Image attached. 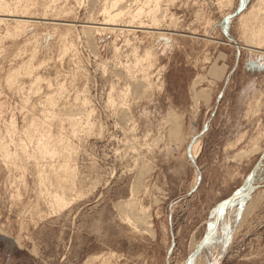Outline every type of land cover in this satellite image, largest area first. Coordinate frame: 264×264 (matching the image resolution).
Listing matches in <instances>:
<instances>
[{"label":"rangeland","instance_id":"374dc122","mask_svg":"<svg viewBox=\"0 0 264 264\" xmlns=\"http://www.w3.org/2000/svg\"><path fill=\"white\" fill-rule=\"evenodd\" d=\"M263 1L160 0V37L145 27L85 32L108 0H0L30 16L26 26L0 22V143L31 150L24 129L46 121L63 130L77 172L56 214L33 160L16 151L8 164L0 149V264H264V42L251 47L243 21L264 13ZM145 11L116 22L150 23ZM150 47L155 58L137 62ZM137 80L149 86L143 96L131 91ZM132 207L148 216L136 223Z\"/></svg>","mask_w":264,"mask_h":264},{"label":"bare ground","instance_id":"6f19581e","mask_svg":"<svg viewBox=\"0 0 264 264\" xmlns=\"http://www.w3.org/2000/svg\"><path fill=\"white\" fill-rule=\"evenodd\" d=\"M94 1V0H93ZM127 0H108V3H110V7H107L106 5V7L104 6V7H102L103 9H102V12H101V14L100 15H102V21H97V22H87V23H89V25L88 26H86V27H84V31L85 32H88L90 35H92L91 34V32H96V31H100V32H103L104 34H106V33H113V34H118V33H122V32H129V31H131V30H129L128 28L129 27H134V28H143V27H145V28H147V30L150 32V33H153V34H157L156 36H160V37H165V34H166V32H163V31H161L160 29H159V25H158V20H159V17H158V14H157V12H158V10H159V4H160V0H145L144 2L143 1H141V2H143V4L145 3V5H143L142 3H140V0L139 1H137V0H132V1H134L135 3V8L134 7H132L133 9H128V8H130V7H128L127 9H126V7L127 6H130V4H128V1L126 2ZM132 1H130L129 3H131ZM231 1L232 0H222V2H225V3H229V4H231ZM127 3V4H126ZM263 3V5L261 4V6H263L264 7V1L262 2ZM7 4V3H6ZM106 4V3H105ZM3 5V4H2ZM1 6V5H0ZM4 6V5H3ZM3 6H2V9L0 10V22H2V21H4V20H10L9 18H12L13 19V21L16 23V24H19L20 26H26V25H28L29 24V22H30V20H29V17L27 18L24 14H21V15H19V14H12L11 12L10 13H8V9L6 8V9H4L3 8ZM8 6V5H7ZM109 6V5H108ZM144 8H145V10H144ZM257 10H259V8L257 9ZM144 11L146 12V14H148V17H149V21H150V23H145V22H142L141 20L139 21V22H137V23H135L136 25H133V24H130V23H127V24H120V25H118L119 23L118 22H116L117 21V19L118 18H120L122 15H124L125 16V14L127 15V17H128V15H129V17H131L132 19L133 18H138L139 17V15L140 14H142V13H144ZM251 12V14H252V12L253 11H250ZM256 12V11H255ZM249 13V12H248ZM254 13V12H253ZM263 14V15H262ZM143 16H144V14H143ZM251 17H249L250 19H253L252 20V22H254L253 23V26H251V27H248L247 26V23H249V21H248V19L247 20H245L246 19V17H243V21H244V25H245V39H247V41L249 42V44H250V46L251 47H254V48H257V49H259V48H261V44H262V42H264V13L263 12H256V13H254V14H252V15H250ZM32 18V17H31ZM123 18V17H122ZM241 18V17H240ZM131 19V20H132ZM242 19V18H241ZM240 19V20H241ZM130 20V21H131ZM134 20V19H133ZM133 20H132V22H133ZM135 20H137V19H135ZM139 20V19H138ZM239 20V21H240ZM34 21V20H33ZM88 21V20H87ZM93 21V20H92ZM129 21V20H128ZM242 22V21H241ZM86 23V24H87ZM118 23V24H117ZM126 23V22H125ZM134 23V22H133ZM251 23V22H250ZM72 25V24H71ZM241 25V24H240ZM244 25H243V27H244ZM242 28V27H241ZM19 30V29H18ZM144 30V29H143ZM146 30V29H145ZM23 31H24V29H23ZM97 33V32H96ZM103 33H102V35H103ZM89 34H87V35H89ZM99 34V33H98ZM120 35V34H119ZM94 36V35H93ZM93 36H88V37H90V39H92V37ZM118 36V35H117ZM121 36V35H120ZM14 37V36H13ZM170 37V36H169ZM119 40V39H118ZM92 41H93V39H92ZM168 41V40H167ZM71 42V41H70ZM46 43V42H45ZM116 43V42H115ZM126 43V42H125ZM92 45V44H91ZM95 45V44H94ZM113 45V44H112ZM151 45V44H150ZM42 46V45H41ZM114 46V48H115V44L113 45ZM63 47V46H62ZM117 49V48H116ZM115 49V50H116ZM36 50H37V47H36ZM252 50V49H251ZM114 51V50H113ZM112 51V52H113ZM118 51V50H117ZM117 51H115V52H117ZM37 52V51H36ZM95 53V52H94ZM119 53V52H118ZM137 53V52H136ZM65 54V53H64ZM116 54V53H115ZM76 55V54H75ZM134 55H137V54H135V52H134ZM32 57H34V55L32 56ZM65 57V56H64ZM120 58V57H119ZM153 58H155V52H154V50H152L151 49V47L150 48H148V49H145V51L143 52V55L142 56H137L135 59H136V61L137 62H139V61H142V60H152ZM60 59V58H59ZM73 59V58H72ZM111 59V58H110ZM113 59V58H112ZM34 60V59H33ZM29 61H31V60H29ZM133 61H135V60H133ZM28 62V61H27ZM102 62V61H101ZM26 63V62H25ZM136 63V62H135ZM139 63H141V62H139ZM137 64V63H136ZM44 65V64H43ZM108 65V64H107ZM140 65V64H139ZM128 66V65H127ZM134 66V65H133ZM124 67V66H123ZM20 68H21V66H20ZM33 68V67H32ZM31 68V69H32ZM128 68V67H127ZM127 68H125V69H127ZM132 68V67H131ZM135 68H136V66H135ZM30 64L29 65H25V67H24V70H26V71H29L30 72ZM35 69V68H34ZM34 69H33V71H34ZM116 69H117V67H116ZM128 70V69H127ZM16 71V70H15ZM19 71V70H18ZM17 71V72H18ZM75 71V70H74ZM83 71V70H82ZM125 71V70H124ZM130 71V70H129ZM129 71H128V73H126L127 75H128V77H131V76H129ZM13 72H14V70H13ZM19 73V72H18ZM31 73V72H30ZM122 73V72H121ZM17 74V73H16ZM32 74V73H31ZM14 75V74H13ZM28 75H29V73H28ZM121 75V74H120ZM123 75H125V74H123ZM131 75V74H130ZM8 76H10V77H8V79H6V80H8V83H12V81H13V76H12V74L10 75H8ZM16 76V75H15ZM14 76V77H15ZM17 76H19V75H17ZM27 76V75H26ZM118 76V75H117ZM135 76V75H134ZM23 77H25V76H23ZM125 77V76H124ZM29 78V77H28ZM127 78V77H126ZM125 78V79H126ZM37 79H39V78H37ZM34 80V79H33ZM132 80V79H131ZM135 80V79H134ZM134 80H132L133 82H134ZM46 81V80H45ZM45 81H43V82H45ZM62 81V80H61ZM197 80L195 79V82H194V84H196L197 82H196ZM13 82H15V81H13ZM37 82H39V80H37ZM63 82V81H62ZM31 83V82H30ZM40 83H41V79H40ZM72 83V82H71ZM5 84V83H4ZM14 84V83H13ZM12 84V85H13ZM34 84H35V81H34ZM34 84H32L31 83V85L32 86H34ZM37 84V83H36ZM23 85V84H22ZM38 85H40V84H38ZM48 85V84H47ZM50 85V84H49ZM127 85V84H126ZM133 85V86H132ZM132 88H131V91H132V89H133V91H135V92H137L139 95H141V96H143L144 94H145V92H146V90H147V88L149 87V86H147V84L143 81V80H137L134 84L132 83ZM8 86V85H7ZM11 86V85H10ZM60 86V85H59ZM130 86V85H129ZM129 86H128V89L126 90L125 89V91H126V94H127V92H129L130 91V89H129ZM194 86V85H193ZM58 87V86H57ZM151 87V86H150ZM21 88V87H20ZM48 88V87H47ZM50 88V87H49ZM65 88V87H64ZM64 88H63V90H64ZM32 89V88H31ZM67 89V88H66ZM18 90H19V88H18ZM37 90V89H36ZM35 90V91H36ZM17 91V90H16ZM30 91V90H29ZM58 91V90H57ZM57 91H56V93H57ZM112 91V90H111ZM20 92H22V91H20ZM31 92V91H30ZM38 92V91H37ZM62 92V91H61ZM64 92H65V90H64ZM119 92H121V90L119 91ZM123 92V91H122ZM60 93V92H59ZM66 93V92H65ZM76 93V92H75ZM78 93V92H77ZM76 93V94H77ZM110 93V92H109ZM112 93V92H111ZM115 93V92H114ZM16 94V93H15ZM19 94V93H18ZM17 94V95H18ZM49 94H50V92H49ZM48 94V95H49ZM61 94V93H60ZM117 94V93H116ZM194 94V93H193ZM27 95V94H26ZM40 95V94H39ZM54 95V94H53ZM61 95H63V93L61 94ZM109 95V97H108V103L109 104H112L113 105V103H115V101H114V99H113V95L111 96L110 94H108ZM118 95V94H117ZM122 94L120 93L117 97H119V99L117 98V103H119V104H121V107H118V109H116L118 112H119V115L121 114L122 115V117H123V114L125 113V111H124V109H125V107H123L122 108V105H123V103H124V101H123V99H121L120 98V96H121ZM195 95V94H194ZM193 95V96H194ZM64 96V95H63ZM124 96V95H123ZM126 96V95H125ZM196 96V95H195ZM194 96V97H195ZM27 97H29V96H27ZM26 97V98H27ZM46 98H48L49 96H45ZM59 97V96H58ZM76 97V96H75ZM194 97H192V98H194ZM25 98V99H26ZM40 98V97H39ZM55 98V97H54ZM61 98V97H60ZM75 99V98H74ZM125 99V98H124ZM46 100V99H45ZM49 101H51L50 99H48ZM47 100V101H48ZM55 100V99H54ZM56 100H58V99H56ZM88 100V99H87ZM26 101V100H25ZM60 101V100H59ZM76 101H77V99H76ZM28 102L30 103V101L28 100ZM84 102V101H83ZM35 103V102H34ZM38 103V102H37ZM45 103V102H44ZM51 103V102H50ZM50 103H49V105H50ZM54 102H52V104H53ZM59 103V102H58ZM65 103V102H64ZM74 103H76L77 104V102H74ZM85 103V102H84ZM89 103V102H88ZM126 103V102H125ZM70 104V103H69ZM79 104V103H78ZM82 104V103H81ZM81 104H79V105H81ZM86 104V103H85ZM106 104V103H105ZM108 104V105H109ZM118 104V106H120ZM90 105V104H89ZM111 105V106H112ZM24 106H25V104H24ZM47 106V105H46ZM58 106V105H57ZM69 106V105H68ZM124 106V105H123ZM37 107H39L38 105H37ZM48 107H50V106H48ZM54 107H55V105H54ZM61 107V106H60ZM82 107V106H81ZM113 107V106H112ZM31 108V107H30ZM34 108V107H33ZM43 108H45L44 106H43ZM69 108V107H68ZM49 109V108H48ZM70 109V108H69ZM69 109L67 110L68 112H69ZM26 110V109H25ZM46 110V109H45ZM92 110V109H91ZM40 111V110H39ZM44 111V110H43ZM64 111V110H63ZM66 111V110H65ZM76 111V110H75ZM75 111H74V113H75ZM21 112V111H20ZM26 112H27V110H26ZM25 112V113H26ZM29 112V111H28ZM35 112H36V109H35ZM48 112H51L50 114H57L55 111H48ZM71 112V111H70ZM78 112H79V110H78ZM78 112H76L77 114H78ZM89 112V111H88ZM87 112V113H88ZM63 113V112H62ZM61 113V114H62ZM74 113H72V114H74ZM80 113V112H79ZM86 113V114H87ZM90 113V112H89ZM88 113V114H89ZM126 113H127V111H126ZM125 113V114H126ZM13 114V113H12ZM27 114V113H26ZM25 114V115H26ZM30 114V113H29ZM41 114V113H40ZM42 114H43V112H42ZM41 114V115H42ZM46 114V113H45ZM65 114H66V112H65ZM71 114V113H70ZM70 114H68V115H70ZM87 114V115H88ZM118 114V113H117ZM174 114V113H173ZM1 115V114H0ZM31 115H32V112H31ZM38 115V114H37ZM40 115V116H41ZM47 115H49V114H47ZM74 115H76V114H74ZM86 115V116H87ZM113 115V114H112ZM170 115V116H169ZM11 116V115H10ZM73 116V115H72ZM51 117V116H50ZM63 117H65V116H63ZM71 117V116H70ZM11 118V117H10ZM28 118V117H27ZM42 118V117H41ZM52 118V117H51ZM54 118H56V117H54ZM72 118V117H71ZM79 118V117H78ZM81 118V117H80ZM84 118V117H83ZM89 118V117H88ZM126 118V117H125ZM177 118H179V117H176V115L174 114V115H172L171 113H169L168 114V120H167V123H170V126H171V130H170V132H172V134H176L177 136L178 135H180V130H181V126H180V122H179V119H177ZM14 118H12L11 119V121L13 120ZM44 119H46V118H44ZM43 119V120H44ZM49 119V118H48ZM67 119H68V117H67ZM33 120V119H32ZM34 120H36V119H34ZM54 120V119H53ZM62 120H63V118H62ZM65 120V119H64ZM69 120V119H68ZM25 121V120H24ZM48 121V120H47ZM58 121V120H57ZM70 121V124H71V126H73V127H76V122L77 121H75V118L74 119H70L69 120ZM69 121H68V124H69ZM79 121V120H78ZM80 121H82V120H80ZM80 121H79V123H80ZM86 121H87V119H86ZM13 122L14 121H12V123L9 121L8 123H11V128L14 126V124H15V122H14V124H13ZM50 122V121H49ZM53 122V121H52ZM60 122H62V121H60ZM59 122V123H60ZM67 122V121H66ZM64 123V122H63ZM78 123V122H77ZM6 124V123H5ZM83 124V123H82ZM78 125V124H77ZM80 125V124H79ZM87 125H88V123H87ZM23 126V125H22ZM28 126V125H27ZM90 126H91V124H90ZM9 127H10V125H9ZM26 126L24 125V128H25ZM69 127V126H68ZM73 127H72V129H70L69 131H71L72 130V134H71V136L72 135H74V130H76V129H74L73 130ZM82 127V126H81ZM84 127V126H83ZM23 128V129H24ZM79 128V127H78ZM93 128V127H92ZM100 128V127H99ZM179 128H180V130H179ZM61 129H62V127H61ZM64 129V128H63ZM82 129V128H81ZM90 129V128H89ZM8 130V134H9V129H7ZM15 130V129H14ZM25 130V131H24ZM23 131L26 133V136H25V138H28V139H26V141L27 140H30V141H27L28 143H31L32 141H34V144L31 146V150H30V148H28V146H29V144L27 145V144H25V143H21V142H24V141H21V142H17L16 141V144L17 143H19V144H17V149H16V151L18 152L17 154H19L22 158H21V162L22 163H25V162H23V160H24V157H26L25 159L26 160H33L32 162H34V167H35V172H36V177H37V189L39 190V194L41 195V194H44V192L46 193V195L48 196L47 198L49 199L50 198V204H51V206H52V209H58V211L60 210V209H63L64 208V206L68 203V202H70V200L68 201V199L66 198L67 196V193H66V191L68 190V191H70L69 189L70 188H72V185H74L73 183H76L75 182V180H76V174H77V172H76V168H75V166H73V164L70 162V159H69V157L71 156V149H72V145L71 144H69L68 143V141L64 138V137H66V136H64L63 137V130H62V133L60 132V134H58V135H54L53 133H52V131H51V129H50V125H49V123L47 122L46 123V121H40V122H35V121H31V123H30V125L27 127V128H25ZM179 130V131H178ZM79 131V130H78ZM87 131V130H86ZM99 131V130H98ZM168 131H169V129H168ZM6 132V131H5ZM12 132V131H11ZM36 132V133H35ZM101 132V131H100ZM177 132H179V133H177ZM21 133V132H20ZM23 133V132H22ZM38 133V134H37ZM71 133V132H70ZM11 134V133H10ZM24 134V133H23ZM37 134V135H36ZM169 134V133H168ZM171 134V133H170ZM171 134V135H172ZM5 135H6V133H5ZM14 135V134H13ZM12 135V136H13ZM174 135H172V136H174ZM176 135L174 136V137H176ZM75 136V135H74ZM74 136L72 137V138H74ZM88 136V135H87ZM86 136V137H87ZM170 136V135H169ZM8 137V136H7ZM16 137V136H15ZM35 137V139L33 140L32 138H34ZM179 137V136H178ZM3 138V137H2ZM64 138V139H63ZM67 138V137H66ZM5 139V138H4ZM171 139H172V137H171ZM174 139H177V138H174ZM17 140V139H16ZM11 141H13V140H11ZM172 141H173V139H172ZM176 141V140H175ZM5 142V141H4ZM4 142H2L1 141V143H0V149H1V151H2V154H3V156L5 157V158H3V159H5L6 161H8V162H10V163H8V164H11V163H13L12 162V160H11V158L13 157L12 155H16V151H11L10 149H9V147H8V143H4ZM14 143V142H13ZM196 143V142H195ZM15 144V143H14ZM198 144V143H197ZM197 144H195L194 145V149H193V156H194V158L197 156V154H198V150H199V148H197ZM199 147V146H198ZM256 147V146H255ZM15 148V147H14ZM193 148V147H192ZM192 150V149H191ZM255 150H258V147H257V149L255 148ZM75 151V150H74ZM253 151H254V148H253ZM192 152V151H191ZM1 154V155H2ZM251 154V153H250ZM245 155H247V154H245ZM16 158V157H15ZM46 158H49L50 159V162L51 163H49V164H47L46 162H48V161H46L45 162V164H44V160L46 159ZM56 159H58V160H56ZM71 159H72V156H71ZM13 161H14V159H13ZM20 161V160H19ZM27 162V161H26ZM73 162H75V161H73ZM16 163V162H15ZM15 163L13 164V165H15ZM20 163V162H19ZM29 163V162H28ZM6 164H7V162H6ZM147 165V164H146ZM16 166V165H15ZM15 166H13V167H15ZM144 168H146V167H144ZM142 169V168H141ZM148 170V169H147ZM142 171V170H141ZM145 172V171H144ZM261 173V172H260ZM142 174V173H141ZM140 174V175H141ZM262 174V173H261ZM259 176V175H258ZM262 178V177H261ZM261 180V179H260ZM256 181V180H255ZM67 182H70L71 183V185L69 186V184L67 183ZM72 190V189H71ZM74 191H75V189H73ZM72 192V191H71ZM66 193V194H65ZM238 193V192H237ZM45 196V195H44ZM43 198V197H42ZM132 199V198H131ZM131 199H129L128 201H126L125 203H124V206H127V207H129L131 204H132V200ZM73 200V199H72ZM241 200V199H240ZM255 200V199H254ZM239 201V200H238ZM135 203V202H134ZM135 205H137L136 203H135ZM250 205V204H249ZM132 206V205H131ZM131 206H130V208H131ZM133 206H134V204H133ZM251 206V205H250ZM135 207V206H134ZM134 207H132L133 209H135V210H133V209H130V210H133L134 212H132V213H134L133 215H134V217H133V220L134 219H136L135 220V222L137 221V219H138V222L140 223L141 222V220L143 221V217H145V214H144V211L143 212H140L138 209H136V208H134ZM140 207V206H139ZM50 208V207H49ZM126 208V207H125ZM250 208V207H249ZM57 209L55 210L56 211V214H57ZM144 210V208H142L141 207V210ZM147 209V208H146ZM53 210V211H54ZM124 211H126L125 209H124ZM146 212H147V210H145ZM52 212V211H51ZM127 212V211H126ZM130 212V213H131ZM132 213H131V216L130 217H132ZM221 213H222V211H221ZM126 214V216H125V218H128L127 216H129L127 213H125ZM125 214H123V215H125ZM219 215V214H218ZM137 216V217H136ZM148 216V215H147ZM146 216V217H147ZM145 217V218H146ZM149 219V218H148ZM126 220V219H125ZM132 220V219H131ZM145 220V219H144ZM127 221V220H126ZM131 222V221H130ZM138 222H136V223H138ZM133 223H134V221H133ZM136 223H134L135 225L134 226H136L137 224ZM145 223V222H144ZM130 224V223H129ZM151 224V223H150ZM133 225V224H132ZM139 225V224H138ZM140 226H141V224H140ZM137 227V226H136ZM150 227V226H149ZM140 228H138V230H139ZM137 230V229H136ZM213 244V243H212ZM210 247V246H209ZM216 250V249H215ZM218 250V249H217ZM220 251V250H219ZM218 253V252H217ZM198 256H199V254H198ZM191 264V263H190ZM196 264V263H195Z\"/></svg>","mask_w":264,"mask_h":264}]
</instances>
